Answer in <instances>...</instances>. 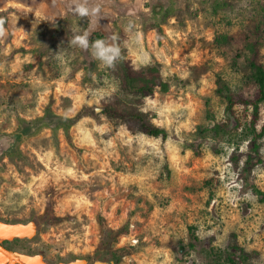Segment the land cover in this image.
Listing matches in <instances>:
<instances>
[{
  "label": "rangeland",
  "instance_id": "obj_1",
  "mask_svg": "<svg viewBox=\"0 0 264 264\" xmlns=\"http://www.w3.org/2000/svg\"><path fill=\"white\" fill-rule=\"evenodd\" d=\"M93 2L98 23L73 15L71 0H0L9 19L0 27V216L26 229L16 249L46 264H115L96 252L102 213L112 227L129 221L119 245L137 250L117 264H227L228 253L264 264V134L255 154L252 106L238 102L229 118L217 92L221 81L238 99L255 97L246 39L264 31V0ZM83 31L90 43L118 45L139 68H160L166 91L126 101L165 138L101 115L73 126L72 148L61 131L32 123L48 103L60 117L100 110L120 86L117 70L71 43ZM222 36L230 41L219 43ZM216 123L226 130L217 134ZM263 126L264 101L256 132ZM50 186L58 224L41 217Z\"/></svg>",
  "mask_w": 264,
  "mask_h": 264
},
{
  "label": "trees",
  "instance_id": "obj_2",
  "mask_svg": "<svg viewBox=\"0 0 264 264\" xmlns=\"http://www.w3.org/2000/svg\"><path fill=\"white\" fill-rule=\"evenodd\" d=\"M227 5V2L216 3V8H222ZM264 12V2L262 5ZM9 19L6 12L0 13V27L6 28L8 26ZM156 30V36L158 41L164 34L161 24L154 22L152 26ZM264 31L259 27L255 29L251 37L247 36L246 44L247 49L251 52V56L248 58V66L251 70L249 79L253 83L256 89V95L253 99L236 98L231 88L225 83L220 82V86L217 92L226 100L227 114L231 118L235 114L234 106L238 102L244 105L252 106V118L249 124V131L252 134V150L256 154L259 152L260 144L258 138L264 134V126L261 132L257 133L255 129V123L259 119L260 104L264 101V65L258 61L259 57V45L261 37ZM100 38V37H97ZM226 36H222L219 43H228L230 40ZM120 74V86L116 91L106 98L102 108L100 110L82 106L74 115L60 117L54 111L52 103H48L45 107L44 114L38 118H35L32 123L38 124L37 129L40 127L52 128L54 134L61 131L66 142L72 148H76L73 142L72 128L81 119L85 117H91L93 119H100L101 115H106L110 120L117 121L118 123H136L140 130L148 136L162 137L167 136L166 129L154 125L147 118V116L135 106L128 105L126 99L128 97L141 98L154 93L156 90L166 91L168 89V83L162 78L160 68L153 64L147 68H139L135 66L131 60L125 58L122 55L116 67L114 68ZM35 129V130H37ZM213 130L218 134L220 131H225V127H221L220 123H216ZM46 221L52 224H58L63 218L57 215L55 211L54 191L50 186L45 193L44 198V211L41 215ZM96 227L98 231V243L96 252L99 258H111L115 261V264L119 263L124 256L134 254L136 249L132 244H120V238L123 235L129 233V221L126 220L118 227H112L109 225L107 218L102 213H97L95 217ZM168 247L177 251H183L182 241L174 243L172 240L168 241ZM235 253H228L224 256V260L227 264H243L234 255Z\"/></svg>",
  "mask_w": 264,
  "mask_h": 264
},
{
  "label": "clouds",
  "instance_id": "obj_3",
  "mask_svg": "<svg viewBox=\"0 0 264 264\" xmlns=\"http://www.w3.org/2000/svg\"><path fill=\"white\" fill-rule=\"evenodd\" d=\"M70 7L73 15L81 19H94L98 23L103 18L101 5L94 3L93 0H71ZM3 34L4 31L0 28V36H3ZM90 35V31H83L82 34L74 35L71 43L81 49L87 50L91 48V54L100 62L102 67L114 69L117 62L122 59L120 47L105 40H95L90 43Z\"/></svg>",
  "mask_w": 264,
  "mask_h": 264
},
{
  "label": "flooded vegetation",
  "instance_id": "obj_4",
  "mask_svg": "<svg viewBox=\"0 0 264 264\" xmlns=\"http://www.w3.org/2000/svg\"><path fill=\"white\" fill-rule=\"evenodd\" d=\"M25 231L26 229L22 223L5 221L0 216V244L19 257V261H16L0 250L1 253L6 255V257L0 256V264H36L32 256L20 252L15 247L25 236ZM86 263L87 260H85V264Z\"/></svg>",
  "mask_w": 264,
  "mask_h": 264
},
{
  "label": "water",
  "instance_id": "obj_5",
  "mask_svg": "<svg viewBox=\"0 0 264 264\" xmlns=\"http://www.w3.org/2000/svg\"><path fill=\"white\" fill-rule=\"evenodd\" d=\"M0 250H2L8 256L14 258L16 261H19V257L17 255L13 254L8 249L4 248L1 244H0ZM33 260L36 262V264H46V263H43L42 261H40L38 258L33 257Z\"/></svg>",
  "mask_w": 264,
  "mask_h": 264
}]
</instances>
